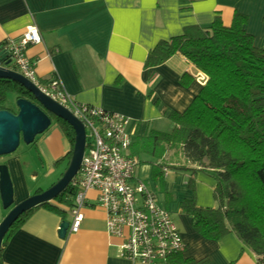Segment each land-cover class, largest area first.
<instances>
[{"label":"crops","instance_id":"1","mask_svg":"<svg viewBox=\"0 0 264 264\" xmlns=\"http://www.w3.org/2000/svg\"><path fill=\"white\" fill-rule=\"evenodd\" d=\"M235 12L247 16L245 30L256 46L264 48V0H0V43L18 39L35 25L41 41L29 45L27 55L38 80L57 79L76 102L125 115L133 141L150 129L171 130L169 114L183 111L205 80V74L179 53L145 66L148 51L187 25L210 24L217 14L228 26ZM30 148L23 161L14 155L0 156L10 174L13 204L59 179L71 144L52 121ZM171 152L167 150L163 160L182 165L169 161ZM149 158L138 164L136 176L155 191L178 225L184 256L205 258L204 264H256L252 251L233 232L206 238L182 210L186 199L202 207L216 205L210 175L167 164L155 175ZM180 159V155L174 158ZM28 177L36 183L30 184ZM95 196L94 191L89 193L93 201ZM93 201L83 208L79 230L68 231L65 238L59 235L61 217L46 207L37 208L9 236L2 264H135L119 255L121 238L107 233L105 212ZM7 211L0 208V221ZM65 215L70 221V209Z\"/></svg>","mask_w":264,"mask_h":264},{"label":"trees","instance_id":"2","mask_svg":"<svg viewBox=\"0 0 264 264\" xmlns=\"http://www.w3.org/2000/svg\"><path fill=\"white\" fill-rule=\"evenodd\" d=\"M246 22V15L235 12L226 26L217 14L210 24L187 25L180 34L159 40L148 51L145 66L161 64L179 53L205 74V81L183 111L169 114L171 130L150 129L135 137L128 157L138 164L152 158L153 173L158 175L159 168L169 165L163 159L170 150V162H183L170 165L210 175L215 181L216 205L202 207L194 199H186L182 210L191 215L194 229L202 236L219 239L233 232L252 251L256 264H264V48L254 44L253 35L244 28ZM9 93L34 101L22 85L0 78V109L15 111ZM50 116L71 144L66 154L69 161L74 130L65 120ZM178 155L181 159L174 160ZM75 188L72 181L51 201L19 215L2 240L0 264L9 236L37 208L46 207L66 219V209L74 204ZM168 260L169 264L206 261L181 252Z\"/></svg>","mask_w":264,"mask_h":264},{"label":"built area","instance_id":"3","mask_svg":"<svg viewBox=\"0 0 264 264\" xmlns=\"http://www.w3.org/2000/svg\"><path fill=\"white\" fill-rule=\"evenodd\" d=\"M40 41L41 35L35 25L18 39H6L0 43V52L4 54L0 64L32 81L71 111L85 127V151L79 172L72 180L76 193L68 231L79 230L83 208L89 200L93 201L89 193L94 191V204L105 212L107 233L121 238L118 245L121 257L135 264H169V256L183 250L184 239L171 214L157 200L155 191L136 176L138 162L128 157L132 142L127 130L129 118L76 102L57 79L41 83L34 62L27 55L28 46Z\"/></svg>","mask_w":264,"mask_h":264},{"label":"water","instance_id":"4","mask_svg":"<svg viewBox=\"0 0 264 264\" xmlns=\"http://www.w3.org/2000/svg\"><path fill=\"white\" fill-rule=\"evenodd\" d=\"M4 54L0 52V61ZM8 61L5 62L7 64ZM0 78L13 80L33 96V100L17 97L15 111L0 109V156L14 152L23 141L32 143L37 134L44 132L51 124L50 114L65 120L74 130V143L67 167L52 185L39 193L32 194L19 203L13 204V186L8 167L0 163V208L7 209L0 221V249L2 240L14 221L26 210L54 199L77 176L86 146V131L83 123L65 106L52 99L32 81L18 71L0 64ZM69 221L63 219L59 225V235L65 238Z\"/></svg>","mask_w":264,"mask_h":264},{"label":"rangeland","instance_id":"5","mask_svg":"<svg viewBox=\"0 0 264 264\" xmlns=\"http://www.w3.org/2000/svg\"><path fill=\"white\" fill-rule=\"evenodd\" d=\"M10 66L12 67V65L10 64ZM15 98H16V95L14 93H9L8 94V100L14 104V101H15ZM53 122H55L54 120H52ZM45 132V131H44ZM44 132L40 133V134H37L34 141L32 143H25V142H21L20 145L17 147V149L10 153V154H6V155H3V156H8V155H14V156H18L19 160L23 161L25 158H27L29 156V152L32 151V149L30 147H33V145H35L36 143V139L41 135L43 134ZM32 145V146H31ZM2 157V156H1ZM28 181L30 184H35L36 181L33 180L31 181L28 177ZM17 203V202H16Z\"/></svg>","mask_w":264,"mask_h":264}]
</instances>
